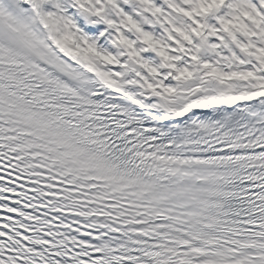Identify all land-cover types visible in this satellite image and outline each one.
Returning a JSON list of instances; mask_svg holds the SVG:
<instances>
[{"label":"snow or ice","instance_id":"1","mask_svg":"<svg viewBox=\"0 0 264 264\" xmlns=\"http://www.w3.org/2000/svg\"><path fill=\"white\" fill-rule=\"evenodd\" d=\"M0 264H264V0H0Z\"/></svg>","mask_w":264,"mask_h":264}]
</instances>
